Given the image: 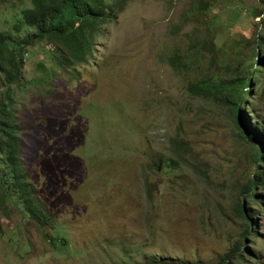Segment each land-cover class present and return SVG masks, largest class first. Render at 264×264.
Wrapping results in <instances>:
<instances>
[{"label": "rangeland", "instance_id": "374dc122", "mask_svg": "<svg viewBox=\"0 0 264 264\" xmlns=\"http://www.w3.org/2000/svg\"><path fill=\"white\" fill-rule=\"evenodd\" d=\"M105 3L87 61L58 65L43 41L9 85L23 165L55 222L38 228L7 200L0 264H264V149L256 160L240 126L264 138V0ZM24 4L0 3V29ZM176 53L192 64L176 71ZM206 77H245L237 116L225 90L190 91Z\"/></svg>", "mask_w": 264, "mask_h": 264}, {"label": "trees", "instance_id": "16d2710c", "mask_svg": "<svg viewBox=\"0 0 264 264\" xmlns=\"http://www.w3.org/2000/svg\"><path fill=\"white\" fill-rule=\"evenodd\" d=\"M6 0H0L4 2ZM8 1V0H7ZM28 6H18L11 14L9 29H0V71L4 75V92H0V212L10 200L19 211L24 221L34 223L38 228L52 226V215L39 200L36 189L30 183L20 150L23 142L17 126V112L14 98L9 92V85L18 84V72L25 65L28 47L45 41L56 43L54 59L58 65H72L87 61L93 53L96 38L100 35V23L112 13L111 6L105 0H26ZM108 9V12H106ZM1 13V12H0ZM102 25V23H101ZM22 32L25 37H21ZM192 56L182 58L176 53L170 59L176 71L192 64ZM199 62L202 57H195ZM49 71V70H48ZM245 77L222 83L213 77H206L198 84H191L189 89L199 97H205L216 91L225 90V100L238 115L243 92L239 85H245ZM238 90V91H237ZM244 126L245 137L256 151V160L261 159L264 138L255 127L240 121ZM166 168L173 165L164 161ZM257 175L247 182V188L258 186ZM264 183V180L262 181ZM240 215L246 219L247 229L252 228L249 216L243 204H239ZM55 232V231H54ZM57 245H65V236L59 233L49 239Z\"/></svg>", "mask_w": 264, "mask_h": 264}]
</instances>
